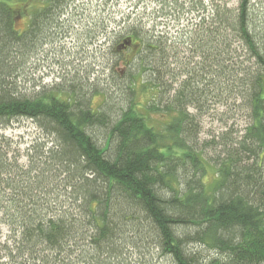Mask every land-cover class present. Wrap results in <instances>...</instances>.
<instances>
[{
    "label": "trees",
    "instance_id": "1",
    "mask_svg": "<svg viewBox=\"0 0 264 264\" xmlns=\"http://www.w3.org/2000/svg\"><path fill=\"white\" fill-rule=\"evenodd\" d=\"M46 1L24 31L26 13L0 0V223L18 252L0 264H264V0L190 1L202 26L190 46L203 62L162 107L170 39L134 27L132 44L115 49H140L125 59L137 70L130 107L107 101V90L97 110L81 83L32 90L43 29L64 24L69 0ZM186 3L159 0L167 17ZM140 93L147 104L134 102ZM215 103L240 108L248 125L220 142L209 188L198 118ZM19 119L43 134L25 166L1 132Z\"/></svg>",
    "mask_w": 264,
    "mask_h": 264
},
{
    "label": "rangeland",
    "instance_id": "2",
    "mask_svg": "<svg viewBox=\"0 0 264 264\" xmlns=\"http://www.w3.org/2000/svg\"><path fill=\"white\" fill-rule=\"evenodd\" d=\"M183 1L187 2L184 13L181 12L174 17H167L161 12L162 5L159 4V0L67 1V11L63 17L61 16L64 24L55 27L52 25L50 29L42 27L43 31L48 33H44V44L38 47L31 60L33 65L31 73L34 79L32 90L39 93L57 86L69 88L77 82L81 83V88L89 91L90 103L95 110L104 107L106 98L103 93H107V90L113 94L112 99L108 95L107 101H112L119 108L128 109L132 99V91L129 88L132 83L129 81V75L137 70L134 66L129 68L126 60L132 61L140 49L139 46L130 48L122 55H117L115 49L126 39V34L130 33L131 29L144 25L141 35L149 31L155 36L167 34L166 39L168 41L170 39L166 53L168 69L164 78L167 85L166 91L163 89L165 93L162 94L160 106L168 104L172 97L182 90L186 82L184 71H190L203 62L196 48L190 46L189 40L190 34L202 27L201 14L197 12L199 7L195 8L190 4L191 0ZM209 1L216 0H207V3ZM228 1L233 4L238 2ZM7 2L26 13L18 24L19 30L24 31L28 30L31 24L32 14L42 6L48 7L46 0H7ZM136 4H139L140 8L144 7L142 15L135 13ZM140 17L144 18L142 24L138 23ZM197 25L199 29H196ZM126 75L127 79L124 78ZM141 79L139 76L137 81ZM171 79L174 81L171 82ZM149 98L148 94L140 93L134 98V102L147 104ZM204 109L205 112L198 118L202 130L199 135L200 147L205 152L207 161L202 179L211 188L216 180L214 167L220 142L223 143L227 137L237 139L243 134L248 125V118L240 108L231 109L220 103L209 104ZM154 118L159 119L160 116L156 114ZM1 132L15 142L14 150L19 149L18 155L21 156L18 160L19 164L28 165L26 157L28 149L33 147L36 140L43 137L38 123L19 119L10 123ZM5 244L10 247L9 250L3 249ZM16 245L9 226L0 223L1 262H10L11 257L8 255L10 251L18 256Z\"/></svg>",
    "mask_w": 264,
    "mask_h": 264
},
{
    "label": "water",
    "instance_id": "3",
    "mask_svg": "<svg viewBox=\"0 0 264 264\" xmlns=\"http://www.w3.org/2000/svg\"><path fill=\"white\" fill-rule=\"evenodd\" d=\"M132 44L131 38H127L126 41H124L123 44H121L117 49L123 50L124 48H127V46H130Z\"/></svg>",
    "mask_w": 264,
    "mask_h": 264
}]
</instances>
